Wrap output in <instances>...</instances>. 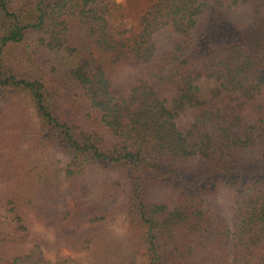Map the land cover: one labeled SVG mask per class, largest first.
<instances>
[{
	"label": "trees",
	"instance_id": "obj_1",
	"mask_svg": "<svg viewBox=\"0 0 264 264\" xmlns=\"http://www.w3.org/2000/svg\"><path fill=\"white\" fill-rule=\"evenodd\" d=\"M144 3L0 0V264H264V0Z\"/></svg>",
	"mask_w": 264,
	"mask_h": 264
},
{
	"label": "rangeland",
	"instance_id": "obj_2",
	"mask_svg": "<svg viewBox=\"0 0 264 264\" xmlns=\"http://www.w3.org/2000/svg\"><path fill=\"white\" fill-rule=\"evenodd\" d=\"M114 1L117 4H120L122 8H124L125 17L123 20V24L125 25L126 29L131 31L136 25L135 23L136 16L138 15L139 11L143 8L145 4L144 0H136V2L133 3L132 5H129L127 0H114ZM54 221L55 219L52 216L50 220L47 221L46 223L38 221L39 223L35 224L38 230L45 233L46 239L50 242H53L54 239V229L52 227ZM75 226H77L76 222H72L70 225L71 228H74ZM105 226L116 234H121L123 232V224L122 221H120L119 219H113L111 221H108L105 224ZM53 250L54 248L51 251ZM51 251L47 252V257L50 260H54L56 258V252H51ZM59 252H60L59 254L60 256L69 257L78 261L80 260L82 261V264H86L84 259V254L81 252H75L74 250L68 247H63ZM137 263L144 264L142 261L139 260H137Z\"/></svg>",
	"mask_w": 264,
	"mask_h": 264
}]
</instances>
